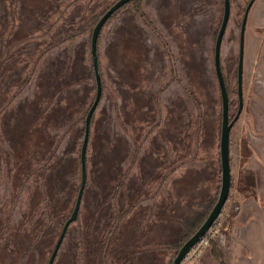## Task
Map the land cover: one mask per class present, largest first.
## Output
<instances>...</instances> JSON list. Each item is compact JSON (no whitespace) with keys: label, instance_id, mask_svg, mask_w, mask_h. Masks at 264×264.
Segmentation results:
<instances>
[{"label":"rangeland","instance_id":"1","mask_svg":"<svg viewBox=\"0 0 264 264\" xmlns=\"http://www.w3.org/2000/svg\"><path fill=\"white\" fill-rule=\"evenodd\" d=\"M116 1L0 0V264H48L74 210L97 94L92 31ZM230 1L221 62L232 116L250 0ZM223 14L224 0H136L103 28L87 186L54 264H172L214 205ZM243 86L229 199L209 244L182 264H264V0L248 18Z\"/></svg>","mask_w":264,"mask_h":264},{"label":"water","instance_id":"2","mask_svg":"<svg viewBox=\"0 0 264 264\" xmlns=\"http://www.w3.org/2000/svg\"><path fill=\"white\" fill-rule=\"evenodd\" d=\"M131 0H119L116 2L100 19L97 23L93 34H92V42H91V54H92V62L93 68L96 76L97 83V94L93 105L91 106L88 115L86 117V125H85V135L81 149V168H82V177H81V186L78 192L76 204L74 210L72 212L71 217L65 222L61 235L55 245V248L51 254L48 264H54L55 260L58 256V253L62 247V244L65 240L69 227L78 219L79 212L82 205V200L88 180V169H87V150L90 140L91 133V121L92 117L101 101L103 94L102 80H101V72L99 66V57L97 50V43L99 35L105 26L106 22L109 18L117 12L121 7L128 4ZM256 0H250L243 17L242 25H241V33H240V51H239V63H238V99H239V107L238 112L235 118L230 122V98L226 87L225 77L222 70V62H221V50L222 44L224 40V36L227 31L228 24L231 18V1L224 0V15L222 24L220 26V30L215 43V53H214V64L216 69V75L219 83V88L221 92L222 99V132H221V140H220V156H221V167H222V186L220 191V196L218 202L207 218L206 222L203 226L195 233V235L189 239L185 245L181 248L178 255L174 259L172 264H182L187 256L191 253V251L202 241V239L206 236V234L210 231V229L214 226L216 221L221 216L225 205L230 196L231 185H232V170H231V151H230V139H231V131L234 127L235 123L239 120L243 110H244V60H245V39H246V29L248 24V18L250 11L254 5Z\"/></svg>","mask_w":264,"mask_h":264},{"label":"trees","instance_id":"3","mask_svg":"<svg viewBox=\"0 0 264 264\" xmlns=\"http://www.w3.org/2000/svg\"><path fill=\"white\" fill-rule=\"evenodd\" d=\"M119 0H117L116 2H118ZM136 0H131L128 4H130V3H133V2H135ZM116 2H114V4L116 3ZM114 4H112L107 10H105L104 11V13H102V15L98 18V20L96 21V24H95V26H94V29H95V27H96V25H97V23L100 21V19L104 16V14L114 5ZM128 4H126L125 6H127ZM249 4V3H248ZM125 6H123V7H121L119 10H117V12H115L110 18H109V20H111L121 9H123ZM248 6V5H247ZM136 9H137V11L143 16V17H145V14H144V12H143V10H142V6H140V5H136ZM224 15V14H223ZM109 20L106 22V24L109 22ZM222 20H223V18H222ZM106 24H105V26H106ZM221 24H222V22H221ZM229 25V24H228ZM242 25V24H241ZM104 26V27H105ZM221 26V25H220ZM103 27V28H104ZM228 28V27H227ZM94 29H93V31H94ZM219 30H220V28H219ZM219 30H218V33H219ZM93 31H92V34H93ZM102 31H103V29H102ZM102 31H101V33H102ZM101 33H100V35H99V38H98V43H97V50H98V44H99V39H100V37H101ZM218 33H217V36H218ZM225 37V36H224ZM217 39V38H216ZM91 42H92V36H91ZM216 43V42H215ZM214 53H215V49H214ZM98 57H99V54H98ZM99 66H100V62H99ZM94 69V68H93ZM94 77H95V83H96V76H95V72H94ZM101 80H102V78H101ZM225 82H226V79H225ZM237 85H238V73H237ZM102 87H103V84H102ZM226 87H227V91H228V94H229V98L231 97V93L229 92V89H228V86H227V84H226ZM96 90H97V83H96ZM237 95H238V87H237ZM222 100V99H221ZM94 103V102H93ZM100 104V103H99ZM93 105V104H92ZM91 105V106H92ZM99 106V105H98ZM238 107H239V105H238ZM91 108V107H90ZM98 108V107H97ZM90 110V109H89ZM89 112V111H88ZM96 112V111H95ZM229 112H230V108H229ZM237 112H238V108H237ZM237 112H236V114H237ZM236 114L235 115H230V122L235 118V116H236ZM87 115H88V113H87ZM87 115H86V117H87ZM94 115H95V113H94ZM94 115H93V117H92V121H91V126H92V122H93V119H94ZM238 122V121H237ZM236 122V123H237ZM235 123V124H236ZM85 125H86V119H85V123H84ZM235 126V125H234ZM233 129V128H232ZM221 132H222V126H221ZM232 132V131H231ZM84 135H85V127H84V132H83V135H82V137H83V140H84ZM231 144V143H230ZM220 158H221V156H220ZM87 186V185H86ZM86 189V188H85ZM231 189H232V185H231ZM221 191V190H220ZM85 193V192H84ZM219 196H220V193H219V195H218V198H217V200H216V202L214 203V205L209 209V212L206 214V216L203 218V221L200 223V225L198 224V225H196V229L194 228L193 229V231L190 233V232H188V234L185 236V240L183 241V243H182V245L181 244H177V251H176V256L178 255V253H179V251L181 250V248L185 245V243L189 240V239H191L194 235H195V233L196 232H198V230L203 226V224L206 222V220H207V218L209 217V215H210V213L212 212V210H213V208L215 207V205H216V203L218 202V199H219ZM84 197V196H83ZM72 215V214H71ZM71 217V216H70ZM78 220V219H77ZM195 225V224H194ZM180 246V247H179ZM176 256H175V258H176ZM174 258V259H175ZM174 259H173V261H174ZM173 261H172V263H173Z\"/></svg>","mask_w":264,"mask_h":264},{"label":"built area","instance_id":"4","mask_svg":"<svg viewBox=\"0 0 264 264\" xmlns=\"http://www.w3.org/2000/svg\"><path fill=\"white\" fill-rule=\"evenodd\" d=\"M217 222V221H216ZM214 226H215V224H214ZM213 228V227H212ZM212 228L210 229V231L206 234V236L202 239V241L195 247V248H197L198 246H203V245H208L209 244V240H208V236H209V234L211 233V231H212ZM194 248V249H195ZM193 249V250H194ZM193 250L191 251V252H193ZM191 254V253H190ZM189 254V255H190ZM188 255V256H189ZM187 256V257H188ZM187 259V258H186Z\"/></svg>","mask_w":264,"mask_h":264}]
</instances>
